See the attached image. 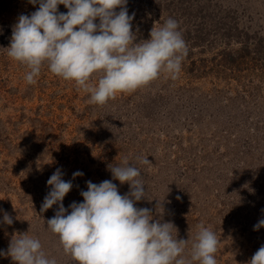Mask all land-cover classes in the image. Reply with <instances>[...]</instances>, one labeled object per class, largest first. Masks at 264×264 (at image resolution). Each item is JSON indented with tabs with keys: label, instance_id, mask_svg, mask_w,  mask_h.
Listing matches in <instances>:
<instances>
[{
	"label": "rangeland",
	"instance_id": "1",
	"mask_svg": "<svg viewBox=\"0 0 264 264\" xmlns=\"http://www.w3.org/2000/svg\"><path fill=\"white\" fill-rule=\"evenodd\" d=\"M172 1L127 0L126 7L135 13L136 43L168 18L178 22L188 48L178 77L162 71L98 105L47 64L36 83L25 81L29 70L6 48L18 17L39 5L0 0V250L27 232L57 264H77L46 226L58 205L41 213L47 180L57 168L72 180L68 209L83 201L86 181L112 180L107 166L125 159L145 185L146 199L135 206L172 222L173 237L191 242L198 225L210 227L217 264H247L264 245V227L253 230L264 219V0ZM76 171L84 175L73 179ZM113 183L121 195L129 191L128 183ZM5 213L12 225L3 223ZM190 250L191 243L186 257ZM0 264L15 262L0 256Z\"/></svg>",
	"mask_w": 264,
	"mask_h": 264
},
{
	"label": "clouds",
	"instance_id": "2",
	"mask_svg": "<svg viewBox=\"0 0 264 264\" xmlns=\"http://www.w3.org/2000/svg\"><path fill=\"white\" fill-rule=\"evenodd\" d=\"M39 5L29 15L21 14L13 25L8 57L29 71L24 79L36 83L41 68L47 64L51 73L66 81H74L78 90L90 94L89 103L103 105L117 93L132 91L158 78L163 71L176 79L188 48L178 22L168 18L162 26L153 27L150 38L134 42L132 30L135 13L129 15L127 0H29ZM64 5L66 13L58 11ZM119 9V11H117ZM99 21L98 23L96 21ZM93 74L99 76L90 83ZM139 159V158H138ZM150 164L148 158L140 161ZM112 180L99 184L86 181L81 190L82 202L63 205L71 191L72 180H64L60 168L50 176V191L44 197L41 213L58 205L47 228L59 238L65 254L77 264H217L215 253L219 240L203 223L189 239H177L172 222L154 219L152 209L138 208L145 198V185L139 168L125 159L121 166H107ZM73 173V179L83 176ZM113 180L128 183L129 191L120 194ZM180 197H177L179 199ZM70 209V211H69ZM3 223L13 224L7 213ZM264 227L260 219L253 227ZM191 243L189 257L184 255ZM15 264H57L46 256L38 238L19 233L10 240L7 251ZM247 264H264V245Z\"/></svg>",
	"mask_w": 264,
	"mask_h": 264
},
{
	"label": "trees",
	"instance_id": "3",
	"mask_svg": "<svg viewBox=\"0 0 264 264\" xmlns=\"http://www.w3.org/2000/svg\"><path fill=\"white\" fill-rule=\"evenodd\" d=\"M169 4H176V1L175 0H173L172 2H170ZM169 4H167V5H169Z\"/></svg>",
	"mask_w": 264,
	"mask_h": 264
}]
</instances>
